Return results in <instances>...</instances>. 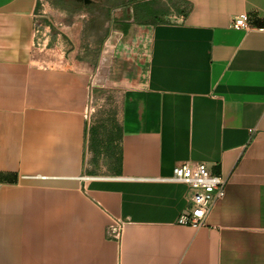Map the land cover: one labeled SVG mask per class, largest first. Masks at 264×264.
Wrapping results in <instances>:
<instances>
[{"label":"crops","instance_id":"crops-1","mask_svg":"<svg viewBox=\"0 0 264 264\" xmlns=\"http://www.w3.org/2000/svg\"><path fill=\"white\" fill-rule=\"evenodd\" d=\"M176 1V21L118 20L96 62L46 63L38 0H0V264H264V0ZM100 82L120 90L105 161L85 116ZM185 161L226 180L200 229L176 223Z\"/></svg>","mask_w":264,"mask_h":264},{"label":"rangeland","instance_id":"rangeland-1","mask_svg":"<svg viewBox=\"0 0 264 264\" xmlns=\"http://www.w3.org/2000/svg\"><path fill=\"white\" fill-rule=\"evenodd\" d=\"M46 18L39 19L34 36L37 60L50 63L60 57L97 61L100 50L120 22L130 13L132 0H45ZM150 2L155 14L168 13V21H176L173 13L180 9L176 0H143ZM144 9V8H143ZM41 7L39 6V11ZM156 17V15H154ZM153 16L143 19L153 21ZM66 33L68 36H66ZM87 105L90 134L94 137V156L112 158L117 154L115 139L119 89L112 84H95ZM111 144L109 148L108 145ZM105 161V160H104ZM104 164V163H103Z\"/></svg>","mask_w":264,"mask_h":264},{"label":"built area","instance_id":"built-area-1","mask_svg":"<svg viewBox=\"0 0 264 264\" xmlns=\"http://www.w3.org/2000/svg\"><path fill=\"white\" fill-rule=\"evenodd\" d=\"M38 3L41 10L36 18V25L39 19L46 18V8L48 7L45 0H38ZM232 27L236 30L245 31L251 29L247 16L244 14L234 19ZM85 116L88 119L87 107ZM167 180L182 183L192 190L191 207L180 213L176 221L177 225L192 229L205 227L215 203L225 196L226 180L212 174L205 163L194 161H185L176 165L173 168L172 177ZM125 226L123 221L110 216V224L106 227V237L113 241H120Z\"/></svg>","mask_w":264,"mask_h":264},{"label":"trees","instance_id":"trees-1","mask_svg":"<svg viewBox=\"0 0 264 264\" xmlns=\"http://www.w3.org/2000/svg\"><path fill=\"white\" fill-rule=\"evenodd\" d=\"M130 4L133 5V13L131 16H126V20H130L131 18H133L134 24H142L143 19H147L150 16L154 17V15H156L152 10L150 4L143 0H132ZM37 5L38 6L36 9H38L39 3ZM177 11H179V9ZM156 17L153 18V21L156 19ZM253 23L257 26L262 25L260 22L256 20L253 21ZM121 27L123 32H127L129 25H122ZM79 60H84V59H79ZM91 62H96V60Z\"/></svg>","mask_w":264,"mask_h":264},{"label":"water","instance_id":"water-1","mask_svg":"<svg viewBox=\"0 0 264 264\" xmlns=\"http://www.w3.org/2000/svg\"><path fill=\"white\" fill-rule=\"evenodd\" d=\"M128 10H130V9H128Z\"/></svg>","mask_w":264,"mask_h":264}]
</instances>
